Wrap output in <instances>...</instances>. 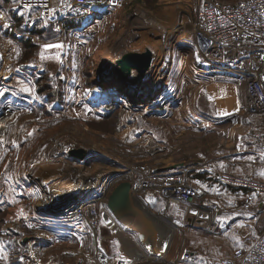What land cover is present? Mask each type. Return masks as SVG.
Segmentation results:
<instances>
[{
  "label": "rangeland",
  "instance_id": "1",
  "mask_svg": "<svg viewBox=\"0 0 264 264\" xmlns=\"http://www.w3.org/2000/svg\"><path fill=\"white\" fill-rule=\"evenodd\" d=\"M22 5L0 0V119L13 114L6 144L0 140V264H93L102 260L99 255L115 264L122 259L120 242L111 240L115 231L103 211L114 215L106 205L120 182H131L135 197L158 215L162 206L154 201L164 197L161 188L171 176L198 186L196 174L215 179L228 171L223 166L234 148L259 149L255 135L264 133V115L247 112L243 83L209 70L197 47L194 58L184 39L192 37L195 0H137L133 6L147 10L157 29H140L130 42L133 50L153 47L159 54L144 84L153 82L154 90L161 85L150 99L130 98L125 81L108 83L113 69L107 71V60L131 25L127 15L133 8L117 12L90 3L84 13L74 7L49 23L37 9ZM46 44L62 48L45 50ZM41 52L48 58L41 59ZM68 171H86L99 180L70 179L57 190L49 189L53 183L42 184ZM201 189L196 209L203 211L207 189ZM76 196L82 206L95 201L97 232L84 222H67L65 203ZM188 207L178 206L185 213ZM114 218L136 238L130 229L142 232L136 226L147 221L133 226ZM147 255L151 263L164 264ZM177 258L174 264H189Z\"/></svg>",
  "mask_w": 264,
  "mask_h": 264
},
{
  "label": "built area",
  "instance_id": "2",
  "mask_svg": "<svg viewBox=\"0 0 264 264\" xmlns=\"http://www.w3.org/2000/svg\"><path fill=\"white\" fill-rule=\"evenodd\" d=\"M23 7L39 10L40 16L49 23H56L59 13L65 14L71 8L84 13L91 3L97 8L109 11H121L133 8L136 0H21ZM160 3L167 0H158ZM195 14L189 23V31L197 47L198 58L209 70L230 76L243 83L245 90V106L249 114L264 115V0H238L224 3L218 0H195ZM133 8L129 16L131 25L126 32L120 33L118 45L110 55L111 65L119 60L118 54L124 45H132L131 40L138 37L145 27L139 24V14L145 9ZM147 16V15H146ZM126 27V26H125ZM184 28V26H181ZM149 49L148 47L145 48ZM140 51L134 48V51ZM150 50V49H149ZM151 51V50H150ZM152 56L153 53L151 52ZM213 72V71H211ZM255 139L264 153V134L257 133ZM217 182L236 190L246 191L249 201L255 196L260 212V222L254 240L247 246L236 249L233 256L219 262L208 260V264H264V181L230 173H218ZM164 197L176 199L189 208H196L203 196L202 189L187 181L182 175L169 178L161 188ZM101 198V197H100ZM92 199V198H91ZM247 208L249 206L247 205ZM255 210H257L255 208ZM257 210V212H258ZM63 215L67 222L86 223L92 231L100 229V214L95 201L80 205L75 209H67ZM100 259L101 258V255ZM192 254L183 251L180 260L189 261ZM108 260V259H107ZM109 264V261L94 262ZM115 264H153L147 261L123 258Z\"/></svg>",
  "mask_w": 264,
  "mask_h": 264
},
{
  "label": "crops",
  "instance_id": "3",
  "mask_svg": "<svg viewBox=\"0 0 264 264\" xmlns=\"http://www.w3.org/2000/svg\"><path fill=\"white\" fill-rule=\"evenodd\" d=\"M72 18L74 17L70 16L68 19ZM184 39L188 41V47L191 48L190 52L196 58V45L193 37H186ZM108 60H110V57ZM259 149L240 150V147L234 148L228 153V165L223 166L228 171L222 172L264 181V174H262L264 173V153ZM196 180L199 184L201 183L198 185L199 187H205L207 189L205 197V199L207 198V204L204 202L201 205L203 211H199L208 215L210 228L201 227L196 223V214H194L196 213V208L194 210L188 209V212L185 213L178 206L186 207V204L176 199L161 197V199L154 201L157 205L162 206L157 210L158 217L161 222L167 223L169 229L173 231L169 237L171 247L168 255L163 256L154 251L150 246V242L147 243L143 238L145 237L151 240L153 245L158 247L156 245L159 230L156 225L158 223L152 225L149 222L146 224L144 222V224L136 226V228L139 227V230L142 229V232L130 229L137 233V238L125 233L123 235L125 238H120L117 241V236L115 234L112 235V241L118 243L121 241V248L119 247L118 255L122 256V259L128 258L130 254L133 255L128 250L129 254L126 250L124 256L121 254V250L124 247V245L122 247L121 243L126 242L128 245L126 244L125 247L129 248V250L131 246H136L141 254L147 255V251H149L158 258V261L164 264L179 262L177 257L180 258L183 251H189L192 254L189 264H208V260L219 262L222 259L232 257L236 249L247 246L254 240L258 230L261 212L258 210L256 197L252 196L253 201H249L251 194L248 192L227 187L217 182L211 175L205 176V173L196 174ZM172 205H175L177 208ZM247 205L249 208H247ZM201 250L206 254L207 259L200 252ZM133 256L135 258L137 257L136 255ZM139 260L151 263L149 259L142 258L141 256Z\"/></svg>",
  "mask_w": 264,
  "mask_h": 264
},
{
  "label": "bare ground",
  "instance_id": "4",
  "mask_svg": "<svg viewBox=\"0 0 264 264\" xmlns=\"http://www.w3.org/2000/svg\"><path fill=\"white\" fill-rule=\"evenodd\" d=\"M138 17H139V21H140L139 24H138L139 26L142 25L143 27H145L147 25L146 27L147 28H150V30H153V32H156L157 31L156 28H154V27L151 26L150 23H152V22L149 21L150 18H148L145 14L140 13ZM144 22H146V23H144ZM135 44L136 43H134L133 45H135ZM130 46L129 45H124L122 47V49L120 50V52L118 54L119 60H123L124 58H127L129 55L133 54L134 50L132 48H130ZM149 49L153 53V62H156L157 59H158V57H159L158 52H156V49H155V51H153L154 50L153 47H152V49H151V47ZM113 66H114V64L111 65V68H110L111 70L113 69ZM115 67H118L117 62H115ZM6 71H7V69H6ZM109 78H110L109 79L110 81L108 83H112L114 85L122 84L123 81H124L123 76H121L118 73H113L112 72V74L110 75ZM151 84H152L151 85V88L154 89L155 86H153V82H151ZM12 115L13 114H12L11 111H7L4 114V116L0 119V140L3 142L4 145L6 144V141L4 140V135L6 134V132H8L7 129L10 126L9 124L11 122ZM3 144L0 147H3L4 146ZM151 144H153V143L151 142ZM85 172L84 171L83 172L82 171L81 172H77V171H75V172L74 171L62 172V173L56 174L54 176H51L48 180L45 179L46 181H44V182L42 181V184L45 183V185L47 184V186L49 187V184L53 183V185L52 184L50 185L52 187H49V189H51V190L52 189L57 190L59 188H62V187H60V184L65 183V181H68L70 179L73 180V184H75V183L76 184H80L82 181L84 182L82 184H85V183L86 184L87 183H97L98 182V180H99L98 177H93L92 175H88ZM134 196H136V195H134ZM133 202H134L133 203V209L135 211L133 213V215H131L130 213H127V214L121 213V214L117 215V217L119 218L120 221H122V222H128L129 224L131 223V225H133L134 223H136V222H138L140 220L143 221L142 218L152 219L154 221V224H157L158 223L156 225L157 228L159 229V230L157 229L158 230V233L156 232L158 234L157 235V238H156V242H157L156 245H158V247L154 246L151 240H148V239L147 240H148V242H150V246L153 247V250L154 251H156L157 253H159L161 255H164V256L168 255L169 250H170V247H171V245L169 243V235H168V232L169 233H172L173 231L169 229V225L167 223H164V222L162 223L160 221V218L157 215H155L154 213H152V211L150 210V208L140 198H138V197L134 198V201ZM192 209L194 210L195 208H192ZM192 209H190V210H192ZM195 211H196V213H194V214H196V223L198 225H200L201 227L210 228V223H209L208 215L202 213L201 211H199L197 209ZM103 217H104V220L106 221V223L108 224V226L110 228H112L113 231H115V234H116L115 236H117L116 238H118V239L125 238V237H123V235L125 234V232H124L123 229H121L120 224L118 223V221L115 220L114 215H112L106 209V210L103 211ZM145 223H148V221H145ZM133 226H136V225H133ZM162 232L167 235L166 236V239H164L161 236H159V234H161ZM126 244H127L126 242L121 243L122 247L124 245L123 250H121V254L123 256H124V252L126 250L127 253L129 251V252L133 253V255H136L137 256L136 258L138 260L140 259V256L142 258H147V259H150L151 258L153 260V257H149L148 255H144L143 253H142L143 254L142 255L141 252L139 253V249L136 246H131V248L129 250V248L125 247ZM138 254H140V255H138ZM130 255H132V254H130ZM133 255L130 256V257L135 259V257ZM101 258L103 259L104 262L107 263L108 260H107V258L105 256H103Z\"/></svg>",
  "mask_w": 264,
  "mask_h": 264
},
{
  "label": "water",
  "instance_id": "5",
  "mask_svg": "<svg viewBox=\"0 0 264 264\" xmlns=\"http://www.w3.org/2000/svg\"><path fill=\"white\" fill-rule=\"evenodd\" d=\"M111 62L112 61L107 60V71L111 70ZM116 62L118 64V67L113 68V71H111L123 76L126 84L128 83L125 86L124 91L129 94L130 98L136 99L137 97H140L150 99L159 93L161 85L155 90L151 88L152 84H148V86L144 85L146 83V76L152 73V71L150 70H152L153 67V56L149 49H146L144 52L134 51L133 54L129 55L127 58L118 60ZM101 77V79H104V76ZM90 194L91 193L88 192L87 194H85V196H90ZM89 196L88 198L91 199V197ZM134 198L136 197L134 196L133 186L131 182L122 181L112 190L111 194L108 197V203L106 206L114 215H119L121 213H130L131 215H133V213L135 212L133 209ZM62 199L64 198L62 197ZM80 204L81 200H78V196H76V199L73 198L65 203L66 207L63 213L67 209L71 210L77 208L78 206H80ZM142 219H146L152 225L154 224V221L152 219Z\"/></svg>",
  "mask_w": 264,
  "mask_h": 264
},
{
  "label": "snow or ice",
  "instance_id": "6",
  "mask_svg": "<svg viewBox=\"0 0 264 264\" xmlns=\"http://www.w3.org/2000/svg\"><path fill=\"white\" fill-rule=\"evenodd\" d=\"M43 48H44L45 50H47V49H53V48L59 49V48H62V45H61V44H46V45H43ZM40 58H41V59H47L48 57H46V56L44 55V53L41 52ZM55 58H56V59H59V55L57 54V56H56ZM22 91L28 92V91H30V89H29L28 87H24V88L22 89ZM262 174H264V173H262Z\"/></svg>",
  "mask_w": 264,
  "mask_h": 264
},
{
  "label": "trees",
  "instance_id": "7",
  "mask_svg": "<svg viewBox=\"0 0 264 264\" xmlns=\"http://www.w3.org/2000/svg\"><path fill=\"white\" fill-rule=\"evenodd\" d=\"M137 1V0H136ZM76 27L77 25L76 24H73V27ZM256 140V139H255ZM256 145L258 146V144H257V141H256ZM259 148V147H258ZM260 150V149H259Z\"/></svg>",
  "mask_w": 264,
  "mask_h": 264
}]
</instances>
